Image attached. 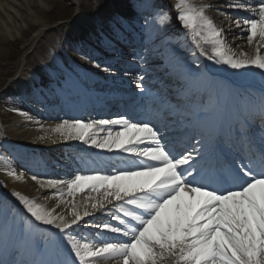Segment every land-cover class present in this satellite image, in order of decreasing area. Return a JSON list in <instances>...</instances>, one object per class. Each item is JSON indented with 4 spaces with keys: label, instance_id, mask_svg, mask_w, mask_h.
<instances>
[{
    "label": "snow or ice",
    "instance_id": "obj_1",
    "mask_svg": "<svg viewBox=\"0 0 264 264\" xmlns=\"http://www.w3.org/2000/svg\"><path fill=\"white\" fill-rule=\"evenodd\" d=\"M225 6L249 13L244 17L220 14L247 32L249 45L257 41L255 55L232 50L223 30L205 15L209 6L177 0L176 19L196 49L193 56L198 52L216 65L237 71L254 69L264 76V0H227ZM170 21L168 13L159 14L161 25ZM120 30L124 31L122 25ZM182 55L155 44L134 50L123 75L140 81L136 88L143 94L144 75L137 69L149 61L164 64L176 75V94L187 96L202 83L198 71L183 70ZM193 63L196 69L202 67L198 60ZM94 67L111 71L99 62ZM218 107L219 97L200 107L195 126L184 133L182 150L165 135L168 125L161 127L152 120L122 115L62 119L50 129L52 134L104 152L126 154L137 164L43 182L34 175L32 179L42 188L56 190L52 195L63 203H69L63 200L65 187L69 197L83 192L97 195L86 196L81 205L73 199L69 219L13 191L11 195L31 219L24 217L17 227L15 218L9 223L8 214L4 215L0 264H164L166 259L172 264H264V128L257 137L244 118L234 132H225L214 116ZM258 110L264 123V95ZM7 175L22 178L14 171ZM93 213L107 214L108 219L97 223ZM84 228L98 231L88 239L81 235Z\"/></svg>",
    "mask_w": 264,
    "mask_h": 264
},
{
    "label": "bare ground",
    "instance_id": "obj_2",
    "mask_svg": "<svg viewBox=\"0 0 264 264\" xmlns=\"http://www.w3.org/2000/svg\"><path fill=\"white\" fill-rule=\"evenodd\" d=\"M71 2H76L81 4L79 0H69ZM221 4L227 3V0H221ZM59 2V0H22V3L20 5L19 10L16 11V15L14 16L11 20L10 25L8 24V27L5 26L7 33L3 32V29L0 26V45L4 44L5 42L9 40L13 41H18L25 39L29 34L31 35V32L33 30H37V36L30 41L29 45L32 47L34 46L35 42L40 39V34L44 31V29L47 28V25L45 22L42 20L38 19L37 16H35L36 12H40L43 7L39 4L42 3V5L48 4V5H55ZM149 2V1H147ZM193 3L196 5H206L208 3L207 0H192ZM253 2H256V0H253ZM139 2H133L130 0H118V2H114V5L117 7L118 10L121 11V13H126L127 15H130L132 13L133 8H136ZM79 4V7H80ZM234 9L231 10L233 12ZM243 11V10H239ZM245 15L248 16L249 13L246 11ZM25 13L30 14V17H33L35 19L36 24H30L28 26L29 29H22L23 27L21 26L24 23V19L27 17L25 16ZM35 13V14H34ZM206 13V12H205ZM236 13V12H235ZM127 16H117V20H129L130 22H137V19L134 17H130L126 19ZM121 18V19H118ZM1 20V18H0ZM84 20V24H92L95 25L93 21L87 20L82 13L80 14L79 12L76 13V19L71 22L70 24H66L63 27L57 28L56 29V38L59 43L65 42L67 39H74L75 35L71 34V32L82 36V31H80L77 27L78 23ZM104 21L101 19L99 20L98 25L101 24V22ZM97 25V27H98ZM235 25V24H233ZM96 26V25H95ZM228 26L231 28L230 31L232 32H238L239 34L243 33L239 28L236 26H232V23L228 22ZM232 26V27H231ZM21 32V37H18V33L20 34ZM168 31H164L160 37V39L155 38L153 35V32L150 30L147 34L148 36L151 37L150 41L154 42L156 40H161L158 43L162 44L160 48H164L167 51H172L173 49H176L180 51L183 55L181 56V63L183 65V70L187 71V66H189L185 61L183 60L184 52L187 51V56L189 57L190 60H198L199 63L202 65L203 71L204 68H207L206 65V59L203 57H199L198 52L195 56H193V52H196V49L194 48V45L191 44L188 40L185 39V41L179 42L178 46H166L163 45L165 40L168 39L169 36L165 38V36L169 33ZM173 39L175 40L176 38H180V33L178 32H172ZM237 36L230 35L228 40L229 45L231 46H237L239 45L240 42H236ZM240 41L241 38H238ZM258 39V38H257ZM29 42V41H28ZM236 42V43H235ZM183 44V46H181ZM241 46V44H240ZM257 46V41H254L252 45H248L249 47V52H245L248 54V56H253L255 55V49ZM169 47V48H167ZM243 47V46H242ZM235 50V49H234ZM241 50V49H240ZM243 52V51H242ZM251 52V54H250ZM261 53H264V47L261 48ZM77 63H79L80 66H85V62L77 56L72 57ZM71 58V59H72ZM114 59L118 58V56H108V59ZM71 61V60H69ZM72 62V61H71ZM149 64V69L145 68L147 65H145L142 69L141 72L143 73H150L154 75L155 79H163L164 77H167L165 74L167 72H172L170 68L166 67L164 70H160L162 68L161 64ZM128 65V64H126ZM67 65L64 63V61H61L57 59L56 54H51L49 56H46V58L41 59L39 58L38 64L35 66V69L30 70L27 68V66H24L17 79H15L14 83L16 82L19 83L21 81H26L27 83H33L34 80H39L40 76L48 75L47 77H53V72L54 69L58 68L60 75L64 76L66 73L71 74L73 73L72 70H69ZM191 69L195 67V65H190ZM127 66H121L119 68L120 73H117L116 76H110L107 80L108 82H112L114 86L112 87L111 90H114L116 92V96H119V87H122L126 89V87H130V83H133V81H137L136 79L132 77H128L123 75V72ZM186 67V68H185ZM185 68V69H184ZM193 72H197V70H192ZM86 72V73H85ZM142 73V74H143ZM173 73V72H172ZM200 73V78H201V83L202 86L199 89L193 90L191 93L185 95H181L182 98L180 101L176 102L173 99H170V97L160 94L159 90L152 91L151 94L146 90L145 93H140L138 92H132V91H127V101L129 103H136L139 106H144L145 105V110L147 111H153L155 113V116L158 119H166V118H172L176 117L177 115L183 114L184 110L188 109L189 107L191 108L193 106V99L191 97H196V98H208V99H213L215 100L216 97H219V99L223 102H226V96H223L221 98V88L220 85H224L225 89L227 88V81L232 80H227L229 77L225 78H215L212 79L208 75L201 74ZM44 74V75H43ZM86 76L92 77H99V78H104V76H109V72H104L103 68L97 69L94 67V64H90L89 69L86 71H83V74L81 76ZM262 77V81L259 82V77ZM172 80H174L173 86L177 85V80H176V75L173 73L171 75ZM47 77H44L43 79H48ZM113 77H116L115 81L113 80ZM151 79V78H149ZM148 78H144L142 83L146 82ZM116 82V83H115ZM236 88L238 86V90H235L233 94L231 95V100L229 101L230 104H242L245 103L244 100L246 98L241 97L240 95L244 93H251L255 94V106L259 105V100L262 95H264V76H261L258 70H244L243 76L239 77V79L235 80V83L233 81H230ZM224 83V84H223ZM56 84V83H55ZM175 84V85H174ZM169 85V84H168ZM59 87V86H57ZM172 87V84H171ZM60 88V87H59ZM85 88V84L82 81H77L74 83V88H72V92L76 93L79 92L81 96L85 97L86 92H83V89ZM116 88V91L115 89ZM64 91V89H63ZM66 95L68 96H74L72 92L68 93L67 91H64ZM84 94V95H83ZM87 94L88 91H87ZM89 95V101H85L81 103V108H83L85 111L82 113V120H88V119H96V118H107V117H100V113L97 112V110L93 109L95 107V104L97 103L96 98L92 99ZM102 100L104 97H102ZM99 99H97L98 101ZM99 102V101H98ZM252 105V102L250 103ZM29 105V104H27ZM30 106V105H29ZM92 108V110H90ZM220 113H222V109H218ZM25 112H22L19 114L20 116L18 118L14 119V124L12 126H8L4 129L6 137L11 138L14 141H17L18 143L12 144L8 143V141L5 140L4 136L0 132V146L8 147L11 148L10 146H13V149H15V155H4L2 154V149L0 148V154H2L7 163V170L6 174L3 175L2 177L0 176V182L4 181L5 183L0 186V199L1 201L5 202H10L12 212L16 214V226L19 227L21 223L23 222L24 217H27V214L24 212L22 205L19 204V202L13 197L11 194L8 192L10 190L12 191H19L22 195L27 196L29 199H36L38 203H41L48 207L49 209L55 208L56 213L63 214L68 216V213L72 210V205L71 201L74 199L77 205H81L83 201L85 200L86 196L89 195H97L96 193H88V192H83V193H77L75 197H69L67 196V189L66 187L64 188L65 195L63 196L64 201H69V203H63L61 199L58 196L52 195L56 190L53 189H48L46 187L42 188L40 186V183L36 180H33L32 177L35 175L33 172L35 171L39 178L40 182L46 181L47 179H68L73 177L76 174H91L94 172H100V173H105L114 170L116 167H122L120 164L122 162H125L126 164H131V163H137L134 158L128 157L126 154H121V153H108L101 151L99 149L91 148L87 145H84L83 143L79 141H64L61 138H59L57 135H54L51 133L50 129L54 127L56 124L60 123L62 119H66L64 115L61 114H55L54 112L50 113V117L48 116L47 119H44L43 126L41 127H36V128H29L28 131H25V126L21 125L20 127L17 126V124H24L29 121V119L25 118L23 115ZM53 113L55 115H53ZM254 114L259 116V110L255 112ZM228 117L230 120L235 119L237 116H233V114H228ZM103 116H108L103 115ZM121 116V115H120ZM240 116V115H239ZM24 119H23V118ZM60 117V118H58ZM62 117V118H61ZM117 117V116H116ZM145 117V116H144ZM190 121H185V119L181 120V124H187ZM196 121L191 122L188 124V129H191L195 126ZM9 129V130H7ZM37 129V130H35ZM226 130H230L229 128H226ZM232 130V129H231ZM233 131V130H232ZM177 135V133L171 134ZM43 137V139H41ZM33 141H39L41 143V147L39 149L31 147V142ZM25 151V152H23ZM23 152V153H22ZM22 153V154H21ZM21 156V157H20ZM42 156V157H41ZM18 159L22 158L24 160V163L28 166V169L30 172L28 173L25 171V166L22 165V162L18 161ZM42 160V161H41ZM8 171H14L17 173V175H20L22 178L17 180L11 176L7 175ZM39 175H41L39 177ZM79 211H83L82 207L78 208ZM93 216L96 217V222H104L108 219L107 214L101 215L100 213H93ZM69 219H71V216H68ZM27 219H31V217H27ZM85 219L87 220H92V217H86ZM33 223H35L33 221ZM40 229H44L46 226L43 225H37ZM50 232L55 233V229H48ZM80 232V230H77ZM98 230L94 228H84L83 231L81 232V235L91 239L93 236H95L96 232ZM91 233L92 235L89 236L88 234ZM27 257V256H26ZM27 259H30V257H27ZM164 264H172V261L169 259H166L164 261Z\"/></svg>",
    "mask_w": 264,
    "mask_h": 264
},
{
    "label": "rangeland",
    "instance_id": "obj_3",
    "mask_svg": "<svg viewBox=\"0 0 264 264\" xmlns=\"http://www.w3.org/2000/svg\"><path fill=\"white\" fill-rule=\"evenodd\" d=\"M148 1L149 2H147V0L145 1L143 0V2L141 3L142 6L147 11L146 15L144 14L140 16V14L137 11L130 13V17L132 16L136 18L137 21L141 23L139 24L140 28H138L140 31V35L144 36V34H142L143 30L145 32L146 29H151L153 34L160 38L161 35H163L162 33L164 31H168L169 29L170 32L165 37L169 36L172 32H175V31L181 32L180 38L179 39L176 38L177 40L172 39V35L170 36V40H172V44L175 45L177 41L180 42L181 40L185 41L184 38H186V40L190 42V39L187 36V30L183 29L180 22L176 19L177 11L175 10L174 5L177 2V0H148ZM207 1H208L207 3L208 5L207 4L206 5L209 7L206 8L205 15H207L210 19H212L214 24L218 28L223 30L224 38L227 44L229 45L228 40H230L229 39L230 35L237 36L236 42H240L239 45L237 46L229 45V46L237 54L241 53L242 51L244 53L249 52L248 51L249 44L246 39L247 32H243L239 34L237 31L236 32L230 31L231 28L228 26V22L232 23V26H235L233 25L235 24L234 19H229L228 17L220 14L221 12H227V13H232L233 16L244 17L246 16L245 12L236 11V10H233V12H231L232 9L226 7L225 4H221L222 2L221 0H207ZM77 2L78 1L71 2L69 0H59V2L55 5H48L45 3H43L44 5H42V3H39L43 7V9L40 12H36V14L35 13L34 14L35 16H37L38 19L46 23L47 28L44 29V31L40 34V39H38L35 42V44H33L34 46L31 47L29 43L38 35L37 34L38 32L36 29L33 30V32H31V35L29 34L25 39L18 40V41L9 40L5 42L4 44L0 45V91L7 89L9 93L6 94L7 95L6 97L13 98L17 96L19 93L16 92L17 95H13V94H16L14 92L21 90L22 88L25 87V84H26L25 81H22L21 83H17V84L16 82L14 83L15 79H17L21 69L24 66H27V68H29L30 70H33L35 69V66L38 64L39 58L44 59L46 58V56H48L51 53L56 54L60 59H63L64 57H67L70 54L76 53V50L70 47L71 43L67 42L66 44H63L61 46L57 42L56 29L63 27L69 22H72L75 18L76 13L79 12L81 14V10L85 12L86 14L89 12L93 13L97 7H99L103 2L105 3V0H79V2H81V4L79 3L81 9L79 8V4ZM117 2L118 0H116V3ZM21 3H22V0H0V18H1L0 26L3 29V32H5V34H8L5 26L8 27V24L10 25L12 18L14 16H17L15 13L17 10H19L18 7H20ZM153 6L156 8H160V9L158 10L154 8ZM108 10L105 11V8H104L103 12H100L98 15L102 19H107L108 24L112 22V24L114 25V28L116 26L119 27L120 25L125 26L126 24H130V25L133 24V22H130L129 20L124 21L125 18L123 19L124 23H122L121 20L120 21L117 20V16H118L117 10L116 12L113 11V9H112V12ZM156 11L158 12L155 13ZM107 12H109L110 15L111 14L112 15L110 17H107V15L106 17H102V14H105ZM161 13L169 14V16L171 17L170 23H166L164 25H161L159 23V14ZM114 15H116V18L114 17ZM25 16L27 18L24 19L25 21L21 25L23 27L22 29H29L28 28V26H30L29 23L37 25L35 19H33V17H30V14L25 13ZM126 16L127 18H129V15H126ZM145 21H147V23ZM101 26L103 27L105 25L102 24ZM142 26H143V29H142ZM80 30L85 31L83 27H81ZM111 30H112V27L111 28L106 27L104 29L98 30L96 34L86 31L88 33L89 38L83 39V42H84V45L87 44V46L90 47V49L92 48L94 49V51L89 50L91 54L97 55L96 54L98 53L97 50H100V52L110 51L109 49L106 48L109 45H107L106 47H103L102 45H95L92 42H93V38L94 39L99 38L100 36L99 33L101 34V32H103L104 37H107V38L112 37ZM17 36L21 37V32L20 34L18 33ZM238 38H241L242 41H240ZM113 39L115 38L113 37ZM168 42L169 41H167L166 43ZM89 44L90 45L92 44L93 46L92 45L90 46ZM79 52L83 54L85 51L82 50ZM184 58H185L186 63L191 62L188 60L187 56H185ZM136 63L137 62L135 61L134 64ZM206 65H207V68L211 70L216 77H221V78L229 77L234 81L239 79V77H242L244 73V70H239V71L232 70L227 66L216 65L208 60H206ZM67 67L69 70L74 69L73 66H67ZM258 77H259V82L262 81V77H260V75H258ZM50 87L53 88V84ZM1 106L2 105H0V118L2 119L3 114L8 113V110L5 108H2ZM5 139H8V141L10 142H16L8 137ZM31 145L35 147H40L41 143L39 141H33L31 142ZM3 153H6V152L4 151ZM0 160L2 159L0 158ZM5 168H6V164L4 163V161H1L0 162V176L5 175L6 173ZM0 183L2 184L4 183V181H1ZM12 192L13 191L10 190L8 193L12 194ZM1 211L3 214L5 213L8 214V219L11 217L10 215L11 212H10L8 203H5L4 201H0V212Z\"/></svg>",
    "mask_w": 264,
    "mask_h": 264
}]
</instances>
